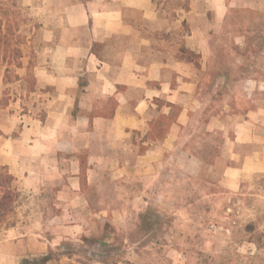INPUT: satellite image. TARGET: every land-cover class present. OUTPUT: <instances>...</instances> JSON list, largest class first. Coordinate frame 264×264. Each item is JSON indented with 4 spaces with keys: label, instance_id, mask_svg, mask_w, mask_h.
<instances>
[{
    "label": "crops",
    "instance_id": "0c3cea01",
    "mask_svg": "<svg viewBox=\"0 0 264 264\" xmlns=\"http://www.w3.org/2000/svg\"><path fill=\"white\" fill-rule=\"evenodd\" d=\"M22 3L39 22L38 60L22 66L36 91L0 108V168L18 193L50 191L53 204L39 210L45 220L11 225L0 242L7 260L65 242L115 244L106 227L136 226L146 212L172 217L152 245H190L199 238L176 228H192L185 214L195 210L179 196L195 182L235 195L264 177V0ZM175 175L185 189L170 191ZM250 225L264 234V219L245 227L251 235ZM150 256L132 251L115 264H194L196 255Z\"/></svg>",
    "mask_w": 264,
    "mask_h": 264
},
{
    "label": "rangeland",
    "instance_id": "374dc122",
    "mask_svg": "<svg viewBox=\"0 0 264 264\" xmlns=\"http://www.w3.org/2000/svg\"><path fill=\"white\" fill-rule=\"evenodd\" d=\"M38 29L37 18L22 0H0V108L8 105L9 100L19 94L24 95L26 92L29 96L36 91L32 70L23 74L22 66L26 59L31 63L32 60H38L40 46L38 39L33 38ZM32 40L34 42L30 45ZM174 177L176 179L167 184L170 191H175V188L185 189L186 184L178 180L179 176ZM11 186L16 191L14 181ZM195 186L187 197L179 196L177 200L181 205H192L193 208L189 210H195L185 214L193 222L192 228H176V232L183 237L199 238L190 245H183L181 241H175L170 246L152 245V241L166 238L167 226L172 217L164 212H146L141 223L136 226L134 222H130V225L120 228V231L110 225L106 227L102 236L113 239L115 244L100 247L87 239L83 243L65 242L47 256L17 260H7L8 256H12V251L0 247V264H58L64 255L73 257L74 264H96L98 260L115 264L132 251L155 255L150 258H155L156 261L168 258L167 256L176 257L179 252L195 254L194 264H264V234L257 232L250 235L245 232L248 224H257L264 219V177H254L244 182L241 191L235 195H224L217 186L204 182H195ZM202 186L207 188L205 194ZM52 204L53 196L50 191H42L36 195L17 192L15 202L10 205L11 212L5 215L0 212V242L6 239L11 225L40 221L43 218L45 220L50 214H42L39 210ZM153 204L156 205L155 208L161 206L164 210L169 206L160 201H153ZM35 230L38 229L32 227L25 231L21 229L20 232ZM201 238L207 241L216 238L217 241L200 244L199 240H203ZM125 239L127 244H124ZM246 239L259 240L261 248L257 251L249 249L251 247L246 246ZM99 253L102 258H98Z\"/></svg>",
    "mask_w": 264,
    "mask_h": 264
},
{
    "label": "trees",
    "instance_id": "16d2710c",
    "mask_svg": "<svg viewBox=\"0 0 264 264\" xmlns=\"http://www.w3.org/2000/svg\"><path fill=\"white\" fill-rule=\"evenodd\" d=\"M14 178L6 171L5 168H0V212L3 215L11 212L10 205L13 204L17 198V192L12 189L11 183ZM247 231L254 233V227L248 226Z\"/></svg>",
    "mask_w": 264,
    "mask_h": 264
}]
</instances>
